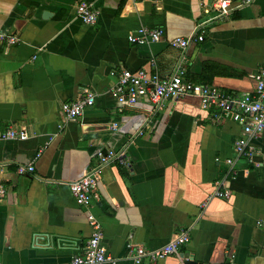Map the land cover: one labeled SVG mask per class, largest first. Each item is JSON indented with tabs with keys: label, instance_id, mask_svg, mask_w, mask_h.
I'll return each mask as SVG.
<instances>
[{
	"label": "crops",
	"instance_id": "obj_1",
	"mask_svg": "<svg viewBox=\"0 0 264 264\" xmlns=\"http://www.w3.org/2000/svg\"><path fill=\"white\" fill-rule=\"evenodd\" d=\"M79 1L0 0V33L21 39L0 41V132H29L25 140L0 139L7 188L0 196V264H69L83 253L90 210L69 184L109 149L124 151L126 163L102 167L100 201L91 211L120 264H134L130 235L157 249L185 229L190 241L165 264H184L186 253L201 264H231L232 257L235 264H264V132L249 139L250 159L235 160L237 175L226 183L232 196L202 209L243 126L228 115L215 119V108L204 109L197 96L129 105L112 94L124 68L169 76L180 64L188 81L252 93L251 74L264 68V0L227 16H219V0H86L100 10L93 25L77 17ZM141 26L163 27L164 39L132 44L128 34ZM196 31L204 40L185 51L169 43ZM84 87L96 93L95 105L66 120L62 104ZM32 163L33 172H19Z\"/></svg>",
	"mask_w": 264,
	"mask_h": 264
},
{
	"label": "built area",
	"instance_id": "obj_2",
	"mask_svg": "<svg viewBox=\"0 0 264 264\" xmlns=\"http://www.w3.org/2000/svg\"><path fill=\"white\" fill-rule=\"evenodd\" d=\"M253 0H219L216 7L219 16H227L232 8H241L250 4ZM203 4V0H202ZM76 15L85 24H96L100 10L93 3L81 0L76 5ZM165 30L163 27L141 26L136 31L128 34V40L135 45H144L158 42L164 39ZM203 41L204 35H197V31L189 37L178 36L169 40V43L180 50H187L192 41ZM0 41L7 44H17L20 37L11 34H1ZM186 68L178 65L174 73L169 76H162L159 72L151 73L147 69L141 68L131 71L124 68L116 75L117 82L112 89V94L121 104L133 105L143 98H148L152 103L159 105L165 100L178 99L185 96H197L200 98L204 109L215 108V119H220L223 115H228L232 120L243 126V135L234 143V157L227 158V172L222 179H219L213 192L209 194L201 203V208L205 209L214 198L229 199L233 191L226 186L229 179H234L237 175L235 160L237 158L250 159L253 149L249 139L264 132V68L251 74L256 82V88L252 93L241 95L228 93L223 89L211 85L200 84L185 79ZM115 74V72H113ZM96 93L90 87H84L79 97L66 101L62 104L61 110L64 118L68 121L76 120L88 109L95 105ZM117 123L114 124V127ZM29 137L27 128H8L0 132V139L5 140H25ZM42 150L37 153L36 158L41 156ZM99 163L91 167L82 177L70 182V188L77 202L81 206L88 208V221L92 228V233L87 241L86 247L81 254L72 257L69 264H120L118 258L112 256L103 243V228L101 222L91 211V208L100 201L98 184L102 167L108 163L118 161L126 163L124 151L105 150L99 152ZM34 164H28L19 168L20 173L33 172ZM7 191L3 178L0 176V196ZM188 229L174 234L171 240L164 246L157 249H147L142 245L135 244L133 235L126 244L129 256L134 264H165L166 258L172 254H179L180 247L190 241ZM149 261L146 263L144 259ZM233 262V257L231 259Z\"/></svg>",
	"mask_w": 264,
	"mask_h": 264
},
{
	"label": "water",
	"instance_id": "obj_3",
	"mask_svg": "<svg viewBox=\"0 0 264 264\" xmlns=\"http://www.w3.org/2000/svg\"><path fill=\"white\" fill-rule=\"evenodd\" d=\"M182 257L184 258V264H201L197 260H195V257L193 255H190L188 253L182 254Z\"/></svg>",
	"mask_w": 264,
	"mask_h": 264
},
{
	"label": "trees",
	"instance_id": "obj_4",
	"mask_svg": "<svg viewBox=\"0 0 264 264\" xmlns=\"http://www.w3.org/2000/svg\"><path fill=\"white\" fill-rule=\"evenodd\" d=\"M203 84H208V83H203Z\"/></svg>",
	"mask_w": 264,
	"mask_h": 264
}]
</instances>
